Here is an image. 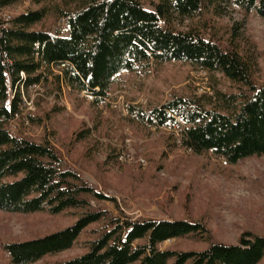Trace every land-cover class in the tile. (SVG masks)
Here are the masks:
<instances>
[{"label": "trees", "instance_id": "trees-1", "mask_svg": "<svg viewBox=\"0 0 264 264\" xmlns=\"http://www.w3.org/2000/svg\"><path fill=\"white\" fill-rule=\"evenodd\" d=\"M16 0H0V8ZM51 0H38L40 4ZM59 11L69 35L35 26L48 14L42 5L0 21V210L16 213L78 212L75 222L47 235L5 244L12 264H30L73 246L91 224L95 237L82 255L54 264H264V235L244 232L237 244L212 242L201 250L162 249L169 239L206 234L201 221L132 219L94 207L113 197L89 183L50 141L36 142L9 131L25 89L62 82L99 102L119 73L151 63L189 62L222 73L238 93L216 97L173 95L143 110L129 106V117L147 127L188 124L182 145L196 154L212 152L233 165L264 155V84L253 79V64L241 54L237 36L228 45L197 29L180 30L174 19L193 18L226 6L264 16V0H159L147 8L141 0H67ZM64 65V66H62ZM58 69L59 73L55 70ZM12 95V96H11ZM10 100V106L5 103ZM88 130L76 133L78 138Z\"/></svg>", "mask_w": 264, "mask_h": 264}, {"label": "rangeland", "instance_id": "rangeland-1", "mask_svg": "<svg viewBox=\"0 0 264 264\" xmlns=\"http://www.w3.org/2000/svg\"><path fill=\"white\" fill-rule=\"evenodd\" d=\"M37 1L16 0L1 7L0 21L8 26L13 17L44 5L48 14L35 27L69 35L59 11L74 4ZM141 1L153 8L159 0ZM222 11L174 19L173 24L180 30H200L225 46L237 36L241 54L254 61V81L264 84V16L237 6ZM52 81L50 77L40 87L25 89L24 100L30 98L34 109L26 110L27 121L17 119L8 128L36 142L50 141L89 183L116 200V205L110 200H93L94 207L132 219H191L208 229L203 235L166 240L160 244L162 249L187 251L204 249L212 242L237 244L246 231L264 235V155L230 165L212 152L194 153L169 128L147 127L129 117L130 105L148 110L173 95L214 98L216 91L238 93V86L222 73L189 62L151 63L148 68L116 75L108 95L99 102L65 82L58 87ZM86 130V137L76 136ZM77 215L76 210L58 214L0 210V264H12L5 244L65 228ZM97 227L89 225L71 248L30 264H54L82 255Z\"/></svg>", "mask_w": 264, "mask_h": 264}, {"label": "built area", "instance_id": "built-area-1", "mask_svg": "<svg viewBox=\"0 0 264 264\" xmlns=\"http://www.w3.org/2000/svg\"><path fill=\"white\" fill-rule=\"evenodd\" d=\"M64 66V65H62ZM40 87V85H33L31 88H37ZM91 97V96H90ZM34 109V104L30 98L28 100H22L20 103V110L15 113L14 117L9 121V124L12 121H15L17 119H22L24 121H27V115L26 110ZM176 122L173 125H160V126H152L154 128H169L173 133H175L178 136V140L182 143V136L184 134L185 129L188 127V124H186L185 120L182 119L180 116H175ZM9 131L11 133H15L14 130H12L9 127ZM124 158L125 156H121ZM142 162H145L143 159H141Z\"/></svg>", "mask_w": 264, "mask_h": 264}, {"label": "bare ground", "instance_id": "bare-ground-1", "mask_svg": "<svg viewBox=\"0 0 264 264\" xmlns=\"http://www.w3.org/2000/svg\"><path fill=\"white\" fill-rule=\"evenodd\" d=\"M12 96V95H11ZM25 98V97H24ZM24 100V99H23ZM10 103H11V101L10 100H8L6 103H5V105L7 106V107H9L10 106ZM183 119V118H182Z\"/></svg>", "mask_w": 264, "mask_h": 264}]
</instances>
